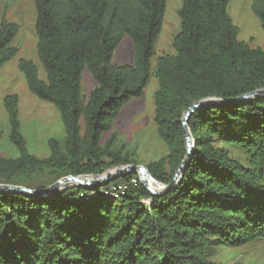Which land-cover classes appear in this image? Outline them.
<instances>
[{"label": "trees", "instance_id": "obj_1", "mask_svg": "<svg viewBox=\"0 0 264 264\" xmlns=\"http://www.w3.org/2000/svg\"><path fill=\"white\" fill-rule=\"evenodd\" d=\"M229 2L181 0L174 54L158 56L152 67L166 0H33L46 81L30 60L20 59L18 68L28 90L58 110L64 136L48 139L47 156L30 153L17 95H6L7 139L17 155L0 156V184L44 189L37 183L44 176H96L133 163L131 153L113 149L114 133L100 139L152 75L154 123L167 151L145 167L168 184L186 153L185 111L199 100L222 102L190 115L193 152L170 190L152 195L130 172L50 196L0 191V264H222L207 258L215 241L236 246L264 238V95L234 100L264 89V51L237 40ZM250 7L264 30V0ZM17 31L16 23L0 22V66L16 52L10 43ZM124 35L133 64H112ZM84 68L96 83L86 103Z\"/></svg>", "mask_w": 264, "mask_h": 264}, {"label": "rangeland", "instance_id": "obj_2", "mask_svg": "<svg viewBox=\"0 0 264 264\" xmlns=\"http://www.w3.org/2000/svg\"><path fill=\"white\" fill-rule=\"evenodd\" d=\"M180 4L181 0H166L161 29L154 42V53L150 60L152 67L158 56L174 54L172 42L179 30ZM250 5L251 0H230L227 12L238 29L237 40L264 51V30ZM3 19L16 23L18 31L10 43L16 49L14 56L0 66V156L17 155V150L7 139L8 118L3 106L4 97L15 94L18 98L20 130L25 137L27 149L35 156L44 157L49 153L48 139L63 138L64 127L58 110L52 103L39 99L28 90L25 77L18 68L20 59L30 60L37 68L38 78L46 81L36 54L33 0H0V22ZM110 61L118 65L133 64V45L128 36L124 35L117 43ZM95 85L89 71L84 68L80 79V95L84 103ZM157 87V79L150 76L143 94L125 103L113 120L111 129L101 135L100 142L104 143L111 133L115 134L112 147L122 155L125 152L131 153L134 162L128 164L146 166L149 161L166 154V147L159 138L154 123V93ZM229 149L244 162V153L236 148ZM118 167L108 168L106 172ZM37 183L47 187L53 182L44 176ZM207 258L222 264H264V238L236 246L215 241Z\"/></svg>", "mask_w": 264, "mask_h": 264}, {"label": "water", "instance_id": "obj_3", "mask_svg": "<svg viewBox=\"0 0 264 264\" xmlns=\"http://www.w3.org/2000/svg\"><path fill=\"white\" fill-rule=\"evenodd\" d=\"M258 95H264V89H257L254 91H251L249 93H246L244 95H241L234 99L235 101H241L245 99H250ZM222 101L219 99H204L195 101L192 103L188 109L185 111L182 124H183V131L185 136V142H186V153L184 156V159L182 160L180 166L177 168L176 172L174 173L172 180L168 184H162L160 182H157L161 185L159 189H154L146 182V176H151L148 169L145 166L141 165H134V164H126L119 166L118 168L109 171L104 172L102 174L93 176V175H67L64 177H61L54 181L49 186L45 187L44 189H32L24 186L19 185H11V184H0V191H12V192H18L22 193L23 195H43V196H50L53 195L56 191L64 189L65 187H69L72 185H79V186H92V185H99L102 183H105L111 179H114L118 176H121L126 173L130 172H137L138 178L140 183L145 187V189L152 195H157L162 192H165L167 190H170L176 182L180 179L184 168L186 167L188 160L190 158V155L193 152V138L190 133V129L188 127V120L190 115L197 110L198 108H201L204 105L211 106L214 103H221Z\"/></svg>", "mask_w": 264, "mask_h": 264}, {"label": "bare ground", "instance_id": "obj_4", "mask_svg": "<svg viewBox=\"0 0 264 264\" xmlns=\"http://www.w3.org/2000/svg\"><path fill=\"white\" fill-rule=\"evenodd\" d=\"M146 182L148 185H150L151 187H153L154 189H159L161 187V185L159 183H157L156 180H154L151 176H146Z\"/></svg>", "mask_w": 264, "mask_h": 264}, {"label": "built area", "instance_id": "obj_5", "mask_svg": "<svg viewBox=\"0 0 264 264\" xmlns=\"http://www.w3.org/2000/svg\"><path fill=\"white\" fill-rule=\"evenodd\" d=\"M119 188L123 189V186H119ZM111 193V192H110ZM113 196H116L117 194L111 193Z\"/></svg>", "mask_w": 264, "mask_h": 264}]
</instances>
